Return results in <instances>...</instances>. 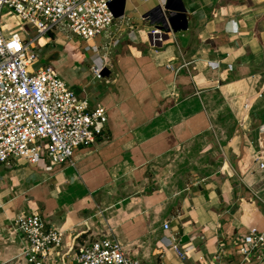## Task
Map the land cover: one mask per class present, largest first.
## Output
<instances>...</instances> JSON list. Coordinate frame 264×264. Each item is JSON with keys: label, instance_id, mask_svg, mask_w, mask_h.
<instances>
[{"label": "crops", "instance_id": "obj_1", "mask_svg": "<svg viewBox=\"0 0 264 264\" xmlns=\"http://www.w3.org/2000/svg\"><path fill=\"white\" fill-rule=\"evenodd\" d=\"M116 6L120 40L101 51L108 63L96 84L90 68L103 61L91 51H42L80 96L106 108L107 131L71 162L0 165V264H27L10 225L31 209L74 249L110 237L140 264H192L166 244L171 220L180 244H221L236 263L235 240L264 234V168L255 161L258 151L264 163V0ZM154 27L161 40L152 43Z\"/></svg>", "mask_w": 264, "mask_h": 264}, {"label": "built area", "instance_id": "obj_2", "mask_svg": "<svg viewBox=\"0 0 264 264\" xmlns=\"http://www.w3.org/2000/svg\"><path fill=\"white\" fill-rule=\"evenodd\" d=\"M116 10V0H0V165L40 168L71 162L78 147L106 133V108L80 96L52 64L41 62V53L52 45L89 50L103 61L90 68L102 79L108 58L101 51L120 40ZM157 33V27L148 31L152 43L161 40ZM255 161L264 168L258 151ZM170 222L164 221L162 229L178 261L231 264L221 244L210 252L180 244ZM10 235L22 243L27 264H140L110 237H95L74 249L64 243L63 231L48 225L36 209L16 213ZM233 245L240 256L233 264L251 263L264 255V234L249 232Z\"/></svg>", "mask_w": 264, "mask_h": 264}, {"label": "rangeland", "instance_id": "obj_3", "mask_svg": "<svg viewBox=\"0 0 264 264\" xmlns=\"http://www.w3.org/2000/svg\"><path fill=\"white\" fill-rule=\"evenodd\" d=\"M55 46H56V47L54 48V50H55L56 52H60V51H61V47H59V46H57V45H55ZM49 47H50V46H49ZM43 54H44V52L41 53V56H42V57L44 56ZM49 57H50V56H49ZM41 60H42V61H41L42 63H46V62H47V60H44L43 58H42ZM87 65H88V64H87ZM83 67H85V63L83 64ZM92 79H93V80H91V83H93V85L96 84L98 80H97V79H94V78H92ZM67 82L70 83L71 81L68 80ZM67 82H66V83H67ZM68 83H67V84H68ZM102 84H103V83H102ZM68 85H69V84H68ZM69 86H71V85H69ZM71 87L73 88V86H71ZM201 180H202V179H201ZM201 180H199V181H201Z\"/></svg>", "mask_w": 264, "mask_h": 264}, {"label": "water", "instance_id": "obj_4", "mask_svg": "<svg viewBox=\"0 0 264 264\" xmlns=\"http://www.w3.org/2000/svg\"><path fill=\"white\" fill-rule=\"evenodd\" d=\"M120 6H121V8H122V5L120 4ZM121 9H120V11L118 12V13H116V15H120L121 14Z\"/></svg>", "mask_w": 264, "mask_h": 264}]
</instances>
